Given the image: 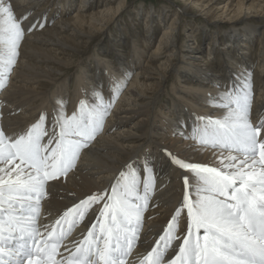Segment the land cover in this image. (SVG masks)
<instances>
[{
	"label": "bare ground",
	"instance_id": "bare-ground-1",
	"mask_svg": "<svg viewBox=\"0 0 264 264\" xmlns=\"http://www.w3.org/2000/svg\"><path fill=\"white\" fill-rule=\"evenodd\" d=\"M154 1L158 8L146 12L140 31L136 27L141 7L136 8L131 34L119 24L126 0H78L76 8L77 0H0L6 19L0 25L5 29L2 35L7 37L9 28L23 29L13 63H7V41H0V57L6 67L0 70V86L6 84L0 92V142H19L40 116L45 117V130L58 135L64 119L79 116L82 110L103 111L100 127L91 142L82 143L74 167L56 179L55 174H45L47 182L33 194L31 207L21 210L16 206L13 214L28 217L29 229L41 232L45 224H53L56 217L89 195L110 194L122 172L137 174L141 182L137 194L144 196L143 182L150 171L153 183L147 203L139 202L142 219L133 222L139 235L136 250L153 248L154 254H160L170 244L169 255L177 243L187 239L191 222V201L182 178L188 176L193 199L202 182L194 173L179 169L167 153L194 163L185 166L200 171L205 170L201 165L219 166L230 153L201 145L196 133L208 119L223 120L228 110L225 97L246 83L252 93L249 121L254 127L264 123V0ZM177 3L178 10L171 11V5ZM190 14L202 23L192 25L191 37L181 42L187 26L182 21ZM158 25L162 29L156 38ZM112 26L115 35L108 34ZM155 38L157 43L148 48ZM94 39L99 41L97 52L106 47L111 58H92L91 67L81 66L80 79L67 87L66 80H59L61 74ZM206 39L205 51L201 43ZM125 45L127 54L122 49ZM182 57L190 60L181 61ZM10 69L12 78L7 81ZM132 70L135 76L127 82ZM170 76L183 81L178 89L181 95L175 106H168L170 114L166 111L159 117L154 107L170 94L162 92ZM116 95L119 99L114 106ZM258 158L264 161V157ZM102 207L103 202L93 205L83 220L78 218L72 236L79 237L91 222L97 223ZM183 207L189 208L188 217L186 209L181 212ZM30 210L39 212L38 218ZM0 218L7 220L8 214L0 211ZM17 234L6 241L4 246L12 249V255L4 258L10 264H28L29 260L41 264L27 251L15 248Z\"/></svg>",
	"mask_w": 264,
	"mask_h": 264
},
{
	"label": "snow or ice",
	"instance_id": "snow-or-ice-1",
	"mask_svg": "<svg viewBox=\"0 0 264 264\" xmlns=\"http://www.w3.org/2000/svg\"><path fill=\"white\" fill-rule=\"evenodd\" d=\"M5 23V14L0 9V25ZM4 31L0 27V41H7V63L11 64L23 37V29L16 32L9 28L7 37L2 35ZM5 68V61L0 57V70ZM251 95V86L247 83L241 90L228 94L225 97L228 110L223 120L208 119L197 130L201 145L230 153L220 160L219 166L201 165L204 171L186 167L194 163L172 156L165 150L179 169L194 173L202 182L193 199L188 176L182 178L191 201V222L185 234L187 239L182 240V247L171 264H264V161L258 158L264 157V143L261 142L264 123L254 127L249 121ZM44 119L40 116L39 122L34 123L28 135L19 142L11 139L7 145L0 142V173H3L0 175V211L8 214L7 220L0 218V264H10L4 258L12 255V249L4 246L6 241L15 232L23 239L29 227L28 217L13 214L17 211L16 206L21 210L31 207L33 194L39 192L42 182L44 185L47 182L45 174H55L56 179L74 167L82 143L91 141L100 127L103 111L82 110L79 116L64 119L58 135L45 130ZM46 136L50 138L44 143ZM120 177L110 194L89 195L71 207V211L67 209L57 223L74 226L78 218L84 219L93 205L103 202L97 223L91 225L87 238L79 245L83 253L97 244L98 236H101L104 250L100 256L105 258L110 242L123 236L126 225L142 219L139 202L147 203V193L153 183L151 172L143 182L144 196L137 194L141 182L134 171L122 172ZM241 185H244L243 189ZM185 209L188 217V207H183L181 212ZM24 246L19 243L16 248L19 250ZM168 247L170 244L165 246V252ZM161 256L150 257L149 264H161ZM28 264L32 261L29 260ZM108 264L113 261L109 260Z\"/></svg>",
	"mask_w": 264,
	"mask_h": 264
},
{
	"label": "rangeland",
	"instance_id": "rangeland-1",
	"mask_svg": "<svg viewBox=\"0 0 264 264\" xmlns=\"http://www.w3.org/2000/svg\"><path fill=\"white\" fill-rule=\"evenodd\" d=\"M158 3L161 4V2H158ZM76 4H78V0H77V3H75L74 8H76ZM60 5H61V3L59 1L57 3V7L60 8L61 7ZM168 5H171V4H168ZM157 6L158 5L156 4V1H154V0H126V3H125L124 7L121 10V15H120L121 21H119L120 27L122 29H129V31L132 34L131 24H132V22H134V20H133L134 12H136V8L137 7H141L140 10H139V13H137L138 16L141 15L140 16L141 19L138 18L139 23L137 25L138 28L136 27V29L139 30V31L142 30L143 29V25H144V21L147 18L146 17V15H147L146 12L149 11V14H150L151 9L152 8H158ZM179 6H180V3H177L175 5H171L170 9H172L171 11H173V9H174V11H175V9L178 10ZM57 16L58 15L54 16L52 18V21L54 19H56ZM156 19H157V16H155V20ZM189 20H192L191 24H188ZM167 21H166V23H167ZM183 23L185 25H187L188 27L186 26L185 29L181 33L182 36H183L180 39L181 42H184L186 37H191L190 35L193 33L192 32V29H193L192 25H194V24L199 25V24L202 23V21L197 19V17L196 18L194 17V19H193V16L190 14V15H186V17H184V21H182V24ZM162 25H160V26L158 25V28H157V31H156V35H155L156 38H157L158 34L161 33ZM115 31L116 30H115L114 26H112V28L109 29L108 34L112 33V34L115 35ZM156 38H155V41L152 43V45L150 47H148V48H152L157 43ZM104 39L101 38V40H99V41L100 42L104 41L103 43L105 44V40ZM99 41H98V39L97 40L94 39L88 46H86L84 49H82L81 52H79L78 55H75L74 58H73V63H72L73 65H71L69 67L67 72H65L63 75L61 74V77H60L59 80L60 81L66 80L67 81V87H73L75 82L80 79L81 66L83 67L84 64L86 63L88 67H91V65H92L91 59L92 58L95 57V58H98V59H103V57H105V55H107L108 57L111 58L110 54L107 52L108 49L106 50V47H103V51L102 52H97L95 44L98 43ZM208 44H209V42H208L207 39L203 40L202 43H201V46H202L203 49H205V51L208 49ZM106 45L107 44H105V46ZM122 49H123V52H125L126 54H127V51H129L128 48L126 47V45ZM81 60H82V62H80ZM182 60L189 61L190 58L182 57L181 61ZM133 71L134 70L131 71V73L129 74L128 78L126 79L127 82L129 80H131L135 76L133 74ZM11 78H12V71L10 69L8 74H7V81H9ZM182 82L183 81H181V82L179 81L178 82V80L175 79L174 76L173 77L170 76L169 78H167L165 80V82L163 84V87H162V92H163L164 95L166 94V92H169L170 94L169 95H165L163 98H161L159 100V102H157V104L155 105L156 108L154 107V113L156 115H158L159 117H162L166 113V111H167V114H170L169 107L173 106V105L175 106V104H176L175 102L178 101V96L181 95V93H180V91H178V89H180V87H182ZM5 85L3 84L2 86H0V92H1L2 88L5 87ZM177 86H178V88H177ZM120 92L121 91H119L118 94ZM175 93H177V94H175ZM118 99H119V96L116 95V97L114 99V106H115L116 102L118 101ZM114 106L112 107V110L114 109ZM132 125H133V122L128 124L129 127L132 126ZM91 141H88V142H91ZM75 162L76 163L78 162L77 158H76Z\"/></svg>",
	"mask_w": 264,
	"mask_h": 264
}]
</instances>
